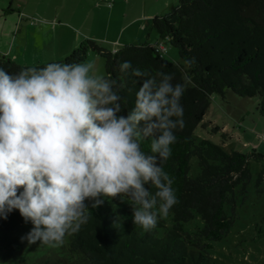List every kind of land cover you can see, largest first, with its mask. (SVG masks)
<instances>
[{"label":"trees","instance_id":"1","mask_svg":"<svg viewBox=\"0 0 264 264\" xmlns=\"http://www.w3.org/2000/svg\"><path fill=\"white\" fill-rule=\"evenodd\" d=\"M151 26L158 36L167 38L181 60H195L189 68L160 54L154 42L124 44L106 50L96 39L87 37L63 59L23 65L0 55V68L16 74L25 67H44L48 63H80L92 50L104 56L106 77L123 85L122 114L135 104L140 78L119 71V63L131 61L150 75L172 73L174 83H183L185 72L191 77L181 98L185 127L176 132L172 155L164 163L174 177L179 203L165 218L145 231L132 222L133 205L128 196L100 197L96 208L86 200L90 218L78 232L67 235L60 246H49L25 239L31 230L18 210L0 218V262L3 264H226L208 252L211 240L222 238L236 218V200L244 196L251 173L249 161H260L256 185L264 177V154L244 152L208 138L198 137L194 128L207 125L204 119L210 95L224 90L242 96L259 95L258 106L264 119V0H178L167 15L153 16ZM210 131L219 130L212 124ZM226 137L227 131L220 130ZM151 139L141 142L146 154ZM197 159L198 170L189 175L190 158ZM146 187H150L146 185ZM22 190V189H21ZM198 216L201 222L187 231L183 225ZM26 255L24 256V254ZM19 256V257H18Z\"/></svg>","mask_w":264,"mask_h":264},{"label":"clouds","instance_id":"2","mask_svg":"<svg viewBox=\"0 0 264 264\" xmlns=\"http://www.w3.org/2000/svg\"><path fill=\"white\" fill-rule=\"evenodd\" d=\"M119 71L141 81L127 114L123 85L100 75L94 61L16 74L0 68V218L18 210L32 224L28 243L62 245L88 222L86 200L96 208L100 197L128 196L132 222L145 231L179 203L163 165L185 127L181 98L191 77L185 72L174 83V74L153 76L131 61ZM149 138L146 154L141 142Z\"/></svg>","mask_w":264,"mask_h":264},{"label":"rangeland","instance_id":"3","mask_svg":"<svg viewBox=\"0 0 264 264\" xmlns=\"http://www.w3.org/2000/svg\"><path fill=\"white\" fill-rule=\"evenodd\" d=\"M177 3L178 0H0V31L9 30L11 23L21 30L25 28L27 40L21 52L28 60L40 58V63H44L63 59L87 37L96 39L106 50L150 42L153 37L148 38L147 34L157 33L150 19L169 14ZM137 15L140 16L136 18ZM2 38L5 37H0V45ZM162 41L169 48L164 55L173 52V61L185 68L177 49L168 39ZM85 61H94L97 72L105 75L101 53L88 50L81 62ZM209 99L204 119L218 126L226 124L227 135L223 137L220 130L210 131L209 124H198L194 134L222 144L226 150L253 149L264 154L259 95L242 96L226 88L222 94L212 93ZM259 167L260 161H249L251 177L245 195L237 196L236 218L222 238L210 241L209 254L222 263L264 264V177L258 185L255 182ZM197 170V159L192 156L188 174L195 175ZM199 222L195 216L183 227L190 231ZM165 223L171 224L169 215ZM66 239L67 235L64 242Z\"/></svg>","mask_w":264,"mask_h":264},{"label":"crops","instance_id":"4","mask_svg":"<svg viewBox=\"0 0 264 264\" xmlns=\"http://www.w3.org/2000/svg\"><path fill=\"white\" fill-rule=\"evenodd\" d=\"M139 16L140 15H137L136 18ZM1 36L2 37L4 36L5 38H2V40H1L0 55L8 56L9 58L14 60L15 62H17L19 64H23V65H29V63L30 64L40 63L42 61L40 58H36L34 60H28L25 58L24 53L21 52V49L25 47L26 40H27V33L25 31V28H24V30L23 29L21 30L20 26H18V25L16 26L15 23H11L9 30L7 29L5 31H3V30L0 31V37ZM147 36H148V38L153 37V38H151L152 40L150 41V43L156 42V41L161 39L157 33H155V35L148 33ZM112 49L115 50V48H112ZM167 52H169L168 47H167L166 53ZM169 55H167L166 57L173 60L174 53L172 52ZM50 59H52V58H50ZM25 61H33V62H25ZM47 61H50V60H47ZM206 120L208 121L209 125L213 124V122L211 120H209V119H206ZM227 127L228 126L226 124H222L221 126H219V130L227 131Z\"/></svg>","mask_w":264,"mask_h":264},{"label":"built area","instance_id":"5","mask_svg":"<svg viewBox=\"0 0 264 264\" xmlns=\"http://www.w3.org/2000/svg\"><path fill=\"white\" fill-rule=\"evenodd\" d=\"M167 39V38H165ZM154 47L156 48V50L160 53V54H164L166 53L167 50V46L164 43V41H162V39L154 42ZM262 140H264V136H262Z\"/></svg>","mask_w":264,"mask_h":264}]
</instances>
